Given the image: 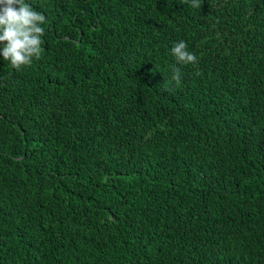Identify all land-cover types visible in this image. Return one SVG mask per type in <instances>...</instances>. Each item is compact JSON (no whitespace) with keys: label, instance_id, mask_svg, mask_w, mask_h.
<instances>
[{"label":"trees","instance_id":"1","mask_svg":"<svg viewBox=\"0 0 264 264\" xmlns=\"http://www.w3.org/2000/svg\"><path fill=\"white\" fill-rule=\"evenodd\" d=\"M26 3L44 45L0 57V264H264V0Z\"/></svg>","mask_w":264,"mask_h":264},{"label":"clouds","instance_id":"2","mask_svg":"<svg viewBox=\"0 0 264 264\" xmlns=\"http://www.w3.org/2000/svg\"><path fill=\"white\" fill-rule=\"evenodd\" d=\"M185 3H190L192 8H201V0H185ZM45 23L44 14L34 10L26 0H0V57L16 70L30 65L33 58L39 59L44 45L42 25ZM170 52L177 64L197 61L183 40L174 43ZM181 79L180 68L174 67L171 81L165 82V87L171 82L180 84Z\"/></svg>","mask_w":264,"mask_h":264}]
</instances>
